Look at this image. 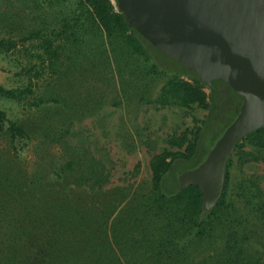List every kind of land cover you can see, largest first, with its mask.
<instances>
[{
  "label": "rangeland",
  "instance_id": "rangeland-1",
  "mask_svg": "<svg viewBox=\"0 0 264 264\" xmlns=\"http://www.w3.org/2000/svg\"><path fill=\"white\" fill-rule=\"evenodd\" d=\"M86 15L79 0H0V38L19 42L13 50H0V85L33 90L20 98L0 95V108L28 134L16 141L23 169L60 172L81 201L101 206L100 216L113 214L112 224L135 190L151 188L152 156L176 148L168 143L172 135L194 134L208 110L158 103L169 76L149 73L145 58L118 40L110 43ZM37 31L53 40L58 50L53 62L38 35L24 40ZM3 134L0 155L13 157L11 132ZM242 151L248 154L233 156L224 223L203 238H187L189 252L182 264H218L230 222L238 226L239 236L247 237L242 239L248 250L242 263H264L257 252L264 244V148L247 140ZM141 259L129 262L140 264ZM162 259L169 264L167 257ZM153 261L147 257L143 264Z\"/></svg>",
  "mask_w": 264,
  "mask_h": 264
},
{
  "label": "trees",
  "instance_id": "trees-1",
  "mask_svg": "<svg viewBox=\"0 0 264 264\" xmlns=\"http://www.w3.org/2000/svg\"><path fill=\"white\" fill-rule=\"evenodd\" d=\"M79 1L87 11L85 20H92L110 43L118 40L134 54L145 58L149 62V73L169 76L156 99L158 103L185 107L197 104L208 113L191 136L183 131L168 139L175 149L166 148L152 156L151 188L147 192L135 190L116 213L115 221L109 224L113 214L100 216L101 206L93 207L86 200L81 201L80 192L73 193L74 187H68V181L60 172L47 175L23 169L17 162L16 141L28 134L0 108V140L6 130L10 131L14 150L13 157L0 155V264H130L133 257L140 255V264L147 257H153L154 264H164L163 257L170 260L169 264H182L185 252H189L187 238H203L218 223H224L229 207L233 157L226 165L221 197L209 212H203L200 186L190 184L179 189L178 177L206 158L237 117L243 96L222 80H213L212 86L199 80L193 70L160 51L135 27L129 26L113 0ZM36 35L53 62L58 50L53 47L50 36L37 31L24 40ZM18 43L15 39L0 38V50H13ZM161 55L167 56L169 61L163 60ZM32 91L31 86L6 88L0 85V95L8 98H20ZM247 140L264 148V127L237 142L235 153L240 157L248 154L242 151ZM230 223V233L218 264H243L248 250L242 239L245 241L247 237L239 236L238 226ZM258 249L263 256L264 244ZM206 262L209 263L208 258Z\"/></svg>",
  "mask_w": 264,
  "mask_h": 264
},
{
  "label": "water",
  "instance_id": "water-1",
  "mask_svg": "<svg viewBox=\"0 0 264 264\" xmlns=\"http://www.w3.org/2000/svg\"><path fill=\"white\" fill-rule=\"evenodd\" d=\"M129 26L194 71L208 86L228 83L243 96L240 111L206 158L178 177L198 184L203 212L221 197L237 142L264 127V0H113Z\"/></svg>",
  "mask_w": 264,
  "mask_h": 264
}]
</instances>
